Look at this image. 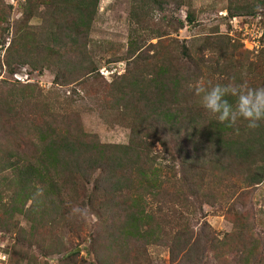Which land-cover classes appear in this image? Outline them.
Returning <instances> with one entry per match:
<instances>
[{"label": "trees", "instance_id": "trees-1", "mask_svg": "<svg viewBox=\"0 0 264 264\" xmlns=\"http://www.w3.org/2000/svg\"><path fill=\"white\" fill-rule=\"evenodd\" d=\"M99 2L24 0L0 58L7 77L26 65L50 71L55 87L97 95L129 129L125 143L103 142L84 129L78 113L41 98L36 84H0V228L14 233L10 263L47 264L44 258L56 255L57 264H147L149 247L162 246L169 264H264V237L247 208L264 182V108L251 121L260 125L255 129L238 114L242 95L251 92L255 104L264 95V64L257 59L262 72L252 86L214 78L208 95L219 87L218 103L226 102L230 113L221 123L223 108L213 111L200 101L202 63L185 44L158 40L147 45L154 48L149 56L136 40L137 27L147 28L155 12L173 18L186 0H130L126 70L105 82L89 52ZM41 8L47 24L35 31L29 21ZM225 8L229 17L252 18L264 11V0H227ZM10 11L0 0L2 47ZM193 17L188 11L187 20ZM171 26L177 30L183 22ZM168 33L165 27L150 38ZM229 51L250 55L239 44ZM204 204L227 205L232 229L218 235L202 221L195 230ZM261 207L264 214V198ZM84 214L96 218L85 248L93 261L79 252L66 255L74 248L57 228L62 221L66 235L80 238L82 223L68 221Z\"/></svg>", "mask_w": 264, "mask_h": 264}, {"label": "rangeland", "instance_id": "rangeland-1", "mask_svg": "<svg viewBox=\"0 0 264 264\" xmlns=\"http://www.w3.org/2000/svg\"><path fill=\"white\" fill-rule=\"evenodd\" d=\"M24 0H5L11 6L9 17V33L5 39L4 46L0 45V58L2 61L5 48L8 44L10 34L14 23L21 16V5ZM227 0H186L185 4L179 10L169 13V18L161 17L162 13L158 11L149 18L147 28L137 27L138 33L136 40L144 42L146 52L149 56L154 52V48L148 47V44H155L158 40L173 38L180 44H185L189 54L195 59H200L202 63V75L197 82V89L200 94L202 104H207L208 88L214 81V78H227V82L231 85L239 84L252 86L257 84L256 78L258 73L262 72L257 66V59L264 64V37L261 40L262 47L256 52L250 51L248 56H240L237 53H230V44H239L241 49L247 50L241 41V34L234 31L230 23L231 17L226 12ZM130 8V0H100L99 9L91 31V41L89 44V52L91 58L97 66V72L105 80L109 82L112 78L118 76L126 70V59H123L124 53L128 47V34L130 29L128 11ZM191 11L194 17L191 21L187 20V13ZM166 12L163 14V16ZM252 18L260 17L261 26L264 27V11L250 15ZM183 22V27L174 29L171 25L177 26L178 22ZM47 24L44 9H40L36 16L31 18L29 25L35 31L44 30ZM171 24V25H170ZM171 26V27H170ZM169 27V33L157 38H150L156 31ZM44 31L38 32L43 34ZM148 37L150 39H148ZM145 40V41H144ZM148 45V46H147ZM180 50V49H179ZM159 51V50H158ZM175 54L172 47L168 48V52ZM249 51V50H248ZM223 66V72L220 68ZM102 70V71H101ZM226 70V72H224ZM103 72V73H102ZM15 75L23 79L26 75L28 81H21ZM53 74L44 70H31L28 66H16L11 76L5 74V66L0 68V84H36L41 92V98H53L57 100L63 110L76 112L79 114L83 127L87 132L96 133L103 142L125 143L128 139L129 129L126 125L117 123L110 114L102 107L97 95H87L81 89L74 85L63 87H55L52 84ZM6 82V83H4ZM100 83V82H98ZM89 92L93 91V86L89 85ZM56 92V95L54 94ZM50 93V95H49ZM54 94V95H52ZM62 109V108H61ZM159 148V146H157ZM168 163V160H163ZM264 198V182L257 186L250 199L247 208L254 213L256 231L264 237V214H262V200ZM227 205L210 206L204 204L201 211L193 221V227L197 230L202 221L207 222L211 229L218 235L228 232L232 229V223L225 217ZM16 218V217H15ZM19 219V218H18ZM93 214H84L83 216L71 217L68 223L75 226L82 223L85 228L81 231V237L69 235L64 231V224L60 221L57 224L65 240L72 248H80L79 258L93 259V255L86 254L85 248L89 246V237L87 233L92 231L95 221ZM14 233L11 230H3L0 228V252H3L9 264L11 260V246L14 242ZM86 238V240H84ZM71 242V243H70ZM149 258L147 264H169L168 253L165 247H149ZM36 253V252H35ZM43 261V259H41ZM47 264H57V256L51 255L44 258ZM211 262V260L209 261ZM212 263V262H211ZM19 264H31L22 262ZM44 264V262H40ZM78 264V263H77Z\"/></svg>", "mask_w": 264, "mask_h": 264}, {"label": "clouds", "instance_id": "clouds-1", "mask_svg": "<svg viewBox=\"0 0 264 264\" xmlns=\"http://www.w3.org/2000/svg\"><path fill=\"white\" fill-rule=\"evenodd\" d=\"M260 93H264V88L259 90ZM220 89L219 87L215 88L207 97V106L212 108L213 111H220L223 108V114L218 117L219 122L224 123L229 118V108L225 103H218L220 101L219 95ZM259 104L252 103L251 101V92H249V96H241L240 103L238 105V114L242 115L245 120H247L248 127L255 129L260 125L256 123H252L253 119L259 118L261 116V108H264V95H258ZM235 114H233L232 120L228 122L229 126L234 125Z\"/></svg>", "mask_w": 264, "mask_h": 264}, {"label": "built area", "instance_id": "built-area-1", "mask_svg": "<svg viewBox=\"0 0 264 264\" xmlns=\"http://www.w3.org/2000/svg\"><path fill=\"white\" fill-rule=\"evenodd\" d=\"M230 23L233 30L241 34V41L247 50L256 52L262 47L261 40L264 37V27L261 26L260 17L255 19L248 17L244 19L242 17L232 16ZM15 77L21 79V77L17 75H15ZM28 80L27 75L21 79L23 82ZM0 264H9L3 252H0Z\"/></svg>", "mask_w": 264, "mask_h": 264}, {"label": "water", "instance_id": "water-1", "mask_svg": "<svg viewBox=\"0 0 264 264\" xmlns=\"http://www.w3.org/2000/svg\"><path fill=\"white\" fill-rule=\"evenodd\" d=\"M77 251H80V248L79 247H77L76 249H73L71 252L67 253L66 255H69V254H71L73 252H77Z\"/></svg>", "mask_w": 264, "mask_h": 264}]
</instances>
